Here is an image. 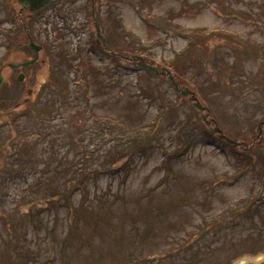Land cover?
<instances>
[{"label":"rangeland","instance_id":"rangeland-1","mask_svg":"<svg viewBox=\"0 0 264 264\" xmlns=\"http://www.w3.org/2000/svg\"><path fill=\"white\" fill-rule=\"evenodd\" d=\"M88 4L0 0V264H264V130L243 150L211 129L264 128V0H96L109 45L188 79L206 121L166 75L97 47ZM26 26L46 47L20 82Z\"/></svg>","mask_w":264,"mask_h":264},{"label":"water","instance_id":"water-1","mask_svg":"<svg viewBox=\"0 0 264 264\" xmlns=\"http://www.w3.org/2000/svg\"><path fill=\"white\" fill-rule=\"evenodd\" d=\"M52 1H55V0H20V3H21L22 6H29L31 10H36V9L42 7L43 5H46V4H48V3L52 2ZM97 30H98V32H97L98 35L101 36L102 39L104 40V37L100 34V27H99V25H97ZM29 46L35 50V53L37 54V56H36V58H37L38 57V52L41 49V46L35 44L33 41H30ZM36 58L33 59V60L21 62V63L11 62V63H9V66L12 69L18 68L20 66H26V65H28L30 63H33L36 60ZM132 60L133 61H138L137 67H143V68H146V69H148V70H150L152 72H155V73L169 74V79L171 80V83L176 88L178 87L179 82L178 81H175L173 79V75L166 68H163L162 70H159L157 68V66H154V65H151V64L147 63L142 56H133L132 57ZM23 77H24V75L23 74H20L18 78H19V80H21ZM2 82H3V75L0 72V86H1ZM189 93H191V91L189 90V88H182V89H180V94L183 95V96H187ZM190 100H193L194 101L193 102L194 107L198 108L199 110L206 109V107L203 106L201 104V102H199V100L197 99V97L195 96L194 93L190 96ZM5 104H6V102L5 101H2L0 103V108L3 109L4 106H5ZM202 118L206 119V116L205 115H202ZM213 130L216 131V132H218L221 137H225V135L222 133V130L219 127H214ZM226 139H227V141H230V142H233V143H237V142L233 141L230 138H227L226 137ZM244 261H245L244 259H241L239 261V263L243 264ZM257 261H259V260H257Z\"/></svg>","mask_w":264,"mask_h":264},{"label":"trees","instance_id":"trees-1","mask_svg":"<svg viewBox=\"0 0 264 264\" xmlns=\"http://www.w3.org/2000/svg\"><path fill=\"white\" fill-rule=\"evenodd\" d=\"M24 35V37H23V41H25V43H27V36L25 35V33L23 34ZM13 38H15V39H18L19 40V36H14ZM73 60L74 59H77V58H72ZM114 59H115V57H114ZM116 60V59H115ZM108 69V68H107ZM101 72L102 71H105L106 72V69H99ZM90 71V69H88V72ZM121 77L120 76H118L117 77V84H119L120 82H121ZM85 94H86V92H85ZM119 123H121V120L119 119ZM111 125V124H110ZM141 148H142V150L143 151H145L146 149H145V147H143V146H140ZM113 161L112 162H110V163H107V164H103V166L106 168V167H110V166H112L113 165ZM65 173H67V171L65 172ZM86 175H88V173H86ZM36 181V187H35V189H39L37 186H40V185H44V186H46V188L48 189V190H50V191H52V194L54 195L53 197H50L49 199H46V202L48 203H46V206H47V208L48 209H52L53 211H59V209H60V204H62L63 205V203H62V201H59L58 200V196H57V192H59L58 190H57V186L58 185H55V184H49V181H50V177H40L39 179H37V180H35ZM51 186H54L53 188H51ZM79 186H81V184L79 185ZM68 205H69V203L68 202H66ZM240 210V209H239ZM243 210V209H242ZM29 216L31 215V213L30 214H28ZM31 217V216H30ZM27 218V217H26ZM33 217H31V219H30V221L31 222H33ZM34 219H36V218H34ZM40 223H42V222H40ZM73 228V227H72ZM76 228H73V230H75ZM14 235H16V233H14L13 235L11 234V236H14ZM14 238H16L15 236H14ZM68 246H72V243L71 244H69ZM18 251H21V252H18ZM20 253H21V255H24V256H26L27 255V252L24 250V249H21V250H17V252H16V254L15 255H20ZM245 253H248V252H244L243 254H245ZM242 254V255H243ZM18 255V256H19ZM241 256V255H240ZM238 257V256H237ZM134 259H137L136 257H134ZM232 260H234V257L232 258ZM229 262H231V261H229Z\"/></svg>","mask_w":264,"mask_h":264},{"label":"flooded vegetation","instance_id":"flooded-vegetation-1","mask_svg":"<svg viewBox=\"0 0 264 264\" xmlns=\"http://www.w3.org/2000/svg\"><path fill=\"white\" fill-rule=\"evenodd\" d=\"M58 1H64V2H66L67 0H58ZM48 6V5H47ZM46 7V6H45ZM44 8V7H43ZM24 11H30L28 8H24ZM31 12V11H30ZM23 17V16H22ZM21 17V18H22ZM96 43L98 44V42H97V39H96ZM246 44H248V42H246ZM98 45H102V44H98ZM250 45H251V43H250ZM250 45L248 46V50H250ZM257 47H262V46H257ZM44 52V49H41V51H40V54L41 53H43ZM264 60V59H263ZM23 67H19V68H17V69H14V70H12V71H15L16 73L18 72V75H17V77L19 76V73H23V75H24V77L22 78V80H20V82H24V81H26V74L24 73V72H22L21 71V69H22ZM17 80H18V78H17ZM181 86H182V84H180ZM183 86H186V84H183ZM33 91L34 90H32V89H28L26 92H27V96H26V98L24 99V103L23 104H28V103H30V101H31V98L35 95L34 93H33ZM15 105H17V106H19L20 105V103L18 102V103H16ZM1 112H4L3 110H1ZM239 146H241V148H245L244 146H242V145H239Z\"/></svg>","mask_w":264,"mask_h":264}]
</instances>
